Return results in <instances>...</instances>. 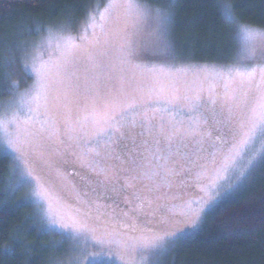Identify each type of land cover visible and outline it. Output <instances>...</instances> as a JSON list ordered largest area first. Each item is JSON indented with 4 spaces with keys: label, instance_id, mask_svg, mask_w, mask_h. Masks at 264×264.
Here are the masks:
<instances>
[{
    "label": "snow or ice",
    "instance_id": "snow-or-ice-1",
    "mask_svg": "<svg viewBox=\"0 0 264 264\" xmlns=\"http://www.w3.org/2000/svg\"><path fill=\"white\" fill-rule=\"evenodd\" d=\"M216 7L226 22L236 24L234 11L238 7L237 4L232 0H222ZM121 8L129 17H134L135 24L149 15V11L142 8L136 0H109L104 12L100 13V19L105 20ZM91 19L93 23L87 27L94 29L95 17ZM155 19L157 28L152 40L154 50L158 57L167 59L172 56L173 51L169 32L171 15L157 9ZM120 33L119 26L105 32L101 25V33L93 32L91 40H88L86 28L85 35L80 37L81 41H85L82 45H75L71 36L60 37L63 45L61 57L49 64H41L37 70V83L33 86L31 94H25L17 102L18 109L25 113L24 117L21 118L19 111L13 112L10 116H0V131L7 136L8 147L16 154L14 160L17 189L29 184L34 185L35 202L46 205L44 215L49 220L50 226L57 227L60 230L59 234L66 239L69 238V233L72 237L82 235L87 237L90 234L98 243H115L124 247L114 238L107 241L98 238L96 229L90 227L84 220L78 218L66 220L57 211L51 190L35 173L34 165L43 158L40 148L45 134L50 139L58 133L56 110L61 107L68 108L70 97H81V100L77 101L80 110L75 120L70 115L65 118L68 130L82 134L76 139L78 146L79 140H83L81 153L83 157L120 161L118 171L125 173L126 183L117 189L110 183L97 180L95 186L89 187L85 184L84 190L76 194L77 199L84 197L80 203L88 209L85 213L87 216L92 205L97 200L108 199L110 192H121L125 188H135V182L142 183L143 187L134 190L132 200L129 201L133 204L129 209L133 213L132 216L129 212L109 215L99 206L96 207L94 214L97 219L106 216V222L114 226L112 233L107 235L117 237L120 235L118 228L130 227L132 231L141 233L137 238L138 247L155 248L166 238H175L177 233L144 235L151 231L149 227L152 223L151 217L163 213L164 215L191 214L199 218L202 211V197L184 200L168 207L158 202L159 196L154 199L153 194L158 193L165 185L171 187L172 180L177 177L181 178L182 185L185 183L182 176L185 172H190L191 168L186 169L184 165L196 167L197 160L203 159L187 150L188 141L194 140L196 144L202 145L206 137H211V131L203 127L209 124V120L213 127L223 126L226 134L233 140L239 137L232 145L229 154L225 156L222 171L228 172L235 168L237 158L251 150L258 141L260 147L248 164L250 168L254 167L257 156L260 158L259 162L264 163V67L249 70L232 66L227 70H217L192 66L172 68L164 65L152 67L135 65L134 67L146 76V79L137 81L135 74L127 75L129 57L133 53L127 42H122L123 37ZM234 39L238 46L236 58L240 65L254 60L264 64V31L238 24ZM81 59L97 72V75L92 77L93 84L86 87L83 94L78 83L79 77L73 70ZM257 71L260 75V83L256 85L257 95L254 106L250 108L245 118L237 121L234 108H239L238 100H247L248 91L252 88ZM190 73L195 77L192 81L187 79ZM181 76L184 79H181ZM101 78L104 80L102 85ZM113 80L118 82L119 87L108 86V82ZM209 80L219 81L223 91L217 93L215 85H211L208 89V98L204 101L203 87L197 91L193 88V84L198 82L203 85ZM128 89H131V92ZM161 102L163 107H151L153 103ZM180 102L188 105L193 112L199 111L202 103L206 104L204 111L208 115L200 113L186 128L181 126L183 122L175 121L172 116L166 119L164 114L169 112L171 106ZM217 104H219L218 110ZM157 113L160 114L159 118ZM9 126H13L15 131L9 133ZM210 146L216 147V141L212 140ZM5 155H8L7 150L0 148V158H4ZM208 155L214 157L215 153ZM33 156L35 159L32 158ZM194 156L196 159H193ZM198 167L199 171L195 178L199 181L208 169L203 164ZM111 170V167L101 168L100 174ZM223 178L217 176V179ZM215 186L216 180H210L208 184L200 187V191L207 193ZM89 264H101V261L95 258L90 260Z\"/></svg>",
    "mask_w": 264,
    "mask_h": 264
},
{
    "label": "rangeland",
    "instance_id": "rangeland-1",
    "mask_svg": "<svg viewBox=\"0 0 264 264\" xmlns=\"http://www.w3.org/2000/svg\"><path fill=\"white\" fill-rule=\"evenodd\" d=\"M136 2L149 11V15L141 20L138 24H135L134 17H129L124 9H118L108 16L105 20L100 19V13L104 12L109 0H101L96 4L91 12L85 14L80 20L73 22V20H65L59 24L51 27H46L43 30L38 29L37 34L26 43H22L18 48L17 59L20 67L19 81L22 83L13 82L10 89V95L8 99L0 102V116L11 115L13 112L19 111L21 118L24 117V111L19 110L17 102L25 94H31L33 86L37 83V70L41 64H49L51 61H55L61 57L63 51V45L60 41V37L73 38L75 45H82L85 41H81L80 37L85 35V29L87 28V39L91 40L93 32L96 34L101 33V25L105 32H109L119 26L121 29L122 42H127L132 50V55L129 57L128 76L135 74L137 81L146 79L145 75H142L134 66L140 65L141 67L152 66H170L172 68H187L192 66L193 68H215L217 70H227L232 66H240L251 70L252 68L264 67L259 60H254L251 63L245 62L240 65L237 58L226 65L210 64V63H189L180 62L172 56L164 59L156 55L154 50V44L152 43L153 34L157 28V22L155 19L157 8L151 7L145 3L136 0ZM167 13V12H166ZM92 17H95L96 27L89 28V24L93 23ZM250 27V26H249ZM254 29H259L251 27ZM264 31V29H259ZM237 32V29H236ZM51 34V40L49 36ZM82 50V49H81ZM79 51V50H78ZM76 76L79 77L78 83L80 85V91L83 94L84 89L93 84L92 77L97 75L96 70L91 69L86 61L81 59L73 69ZM184 79L183 76L180 77ZM187 79L192 81L195 79L193 74H189ZM25 80V81H24ZM25 82V83H24ZM101 85L104 83L103 78L100 81ZM260 83V75L257 71L256 79L253 81V85L247 94V100H238L239 108H234L237 121L246 117L248 111L254 106L255 98L257 95L256 85ZM215 85V91L222 93V84L219 81H206L203 85L198 82L193 84V88L197 91L203 87L202 92L203 100L206 101L209 95V87ZM109 87H119L118 82L115 80L108 82ZM131 92V89H128ZM139 95V94H137ZM81 100V97H70V103L68 108H59L55 112V119L58 122V133L55 137L48 138L45 134L40 151L43 152V158L34 165L35 173L41 177L42 182L48 187L54 198V203L58 212H60L65 219L78 218L84 220L90 227L96 229V236L102 238L105 241L108 239H116L120 241L124 247H120L117 244H109L107 242L101 244L96 239L91 238L89 234L87 237H72L69 233V238H65L59 234L60 230L55 226H50V222L44 215V209L46 207L43 203H36L34 197V185L29 184L17 189L14 160L15 152L8 147L7 136L3 131H0V148L6 149L8 158L11 163V181L12 186L18 190L21 195V199L28 203L34 213L35 218L40 224L43 231L62 237L65 242L64 253L62 257L56 262V264H89L90 260L99 258L101 264H174L178 245L181 240L187 237L193 236L201 227L206 214L210 212L216 205L220 204L226 198L236 195L247 185H250L253 179L258 176V172L264 168V163H260L259 156H257V162L254 167L250 168L248 161L256 155L257 149H259V141L253 146L251 150L244 153L242 157L237 158L236 167L230 169L228 172L222 171L224 165V158L229 154L232 145L236 143V140L230 135L226 134V129L221 125L212 126L211 120L208 125L203 127L211 131V137H206L205 142L202 145H198L194 140L188 141V151L196 153V156L203 157V159L197 160V166L184 165L186 169L191 168L190 172H185L182 176L185 183L181 184V178L177 177L172 180L171 187L165 185L160 189L158 193L153 194L155 199L160 197L159 203L171 207L174 204H178L181 201L191 198H203V204L201 205L202 211L199 218L187 214V215H164L151 217L152 223L149 225L151 231L144 233L147 236L163 235L164 233H177L175 238L165 239L158 247L155 248H140L137 246V238L141 235L140 232L132 231L130 227L118 228L120 233L117 237H112L107 234L112 233L113 225L106 222L107 217L102 216L97 219L95 216V209L97 206L102 211L109 215L113 213L129 212L132 216L133 213L129 211L133 207L132 192L139 190L143 187L142 183L135 182V188H125L121 192H110L108 199H100L92 205V209L89 215H85L88 209L85 205L80 203V200L84 197L77 199L76 194L84 190L85 184L89 187L95 186L97 180H102L114 185L117 189H120L122 185L126 183L125 173L118 171L120 161L107 158H95L82 156L83 140H79V146L76 137L82 135L77 132H70L68 126L65 124L66 116H71L75 120L79 110L80 104L77 101ZM163 102L160 104L153 103L152 108L163 107ZM206 104L202 103L201 108L197 112H193L190 107L183 102H180L169 108V112L165 113V118L169 116L174 117L175 121L183 122L182 127H187L189 122L196 118L200 113L208 115L204 109ZM219 104H217V110ZM157 113V118H159ZM34 130V129H33ZM15 129L13 126H9L8 132L12 133ZM217 137L219 139H217ZM216 141V147H211L210 142ZM131 148V143H130ZM119 154V149L117 148ZM215 153V156H209V153ZM35 159V156L32 157ZM127 159V157H124ZM193 159H196L194 156ZM215 160V163H213ZM205 165L208 172L202 176L199 181L195 178L197 171H199V165ZM111 171H107L104 174H100L101 168H109ZM217 176L224 177L223 179H217ZM210 180H216V186L210 188L207 193H202L200 187L208 184ZM163 217V222H161Z\"/></svg>",
    "mask_w": 264,
    "mask_h": 264
},
{
    "label": "trees",
    "instance_id": "trees-1",
    "mask_svg": "<svg viewBox=\"0 0 264 264\" xmlns=\"http://www.w3.org/2000/svg\"><path fill=\"white\" fill-rule=\"evenodd\" d=\"M100 1L0 0V102L8 99L13 82L22 83L21 44L38 29L80 20ZM139 1L170 13L172 57L180 62L230 64L238 47L237 25L264 29V0H232L238 5L236 24L220 15L216 5L222 0ZM64 245L62 237L43 231L12 186L10 159L0 158V264H56ZM178 247L174 264H264V168L250 185L211 209Z\"/></svg>",
    "mask_w": 264,
    "mask_h": 264
}]
</instances>
